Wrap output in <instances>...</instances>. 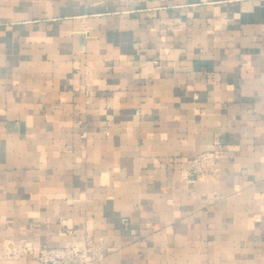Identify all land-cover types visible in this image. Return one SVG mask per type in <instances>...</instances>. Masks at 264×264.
Wrapping results in <instances>:
<instances>
[{"label": "crops", "instance_id": "crops-1", "mask_svg": "<svg viewBox=\"0 0 264 264\" xmlns=\"http://www.w3.org/2000/svg\"><path fill=\"white\" fill-rule=\"evenodd\" d=\"M84 233L99 264H264V0H0V264Z\"/></svg>", "mask_w": 264, "mask_h": 264}, {"label": "built area", "instance_id": "built-area-1", "mask_svg": "<svg viewBox=\"0 0 264 264\" xmlns=\"http://www.w3.org/2000/svg\"><path fill=\"white\" fill-rule=\"evenodd\" d=\"M223 155L221 147L196 153L188 167L191 178L215 173L217 163ZM72 233L71 229H67ZM28 253H33L38 264H99L103 257L100 240L91 233H84L79 242L70 241L63 245H42L37 251L27 247Z\"/></svg>", "mask_w": 264, "mask_h": 264}]
</instances>
